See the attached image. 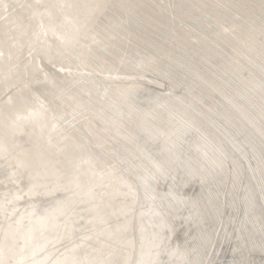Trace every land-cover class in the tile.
<instances>
[{
    "label": "bare ground",
    "instance_id": "1",
    "mask_svg": "<svg viewBox=\"0 0 264 264\" xmlns=\"http://www.w3.org/2000/svg\"><path fill=\"white\" fill-rule=\"evenodd\" d=\"M0 264H264V0H0Z\"/></svg>",
    "mask_w": 264,
    "mask_h": 264
}]
</instances>
